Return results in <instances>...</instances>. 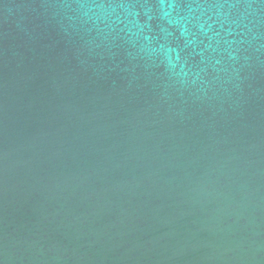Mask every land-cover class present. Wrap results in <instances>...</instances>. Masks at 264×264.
<instances>
[{"label": "water", "instance_id": "water-1", "mask_svg": "<svg viewBox=\"0 0 264 264\" xmlns=\"http://www.w3.org/2000/svg\"><path fill=\"white\" fill-rule=\"evenodd\" d=\"M0 264H264V0H0Z\"/></svg>", "mask_w": 264, "mask_h": 264}]
</instances>
